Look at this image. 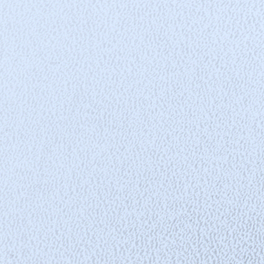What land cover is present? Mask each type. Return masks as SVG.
<instances>
[{
	"label": "snow or ice",
	"instance_id": "snow-or-ice-1",
	"mask_svg": "<svg viewBox=\"0 0 264 264\" xmlns=\"http://www.w3.org/2000/svg\"><path fill=\"white\" fill-rule=\"evenodd\" d=\"M0 264H264V0H0Z\"/></svg>",
	"mask_w": 264,
	"mask_h": 264
}]
</instances>
